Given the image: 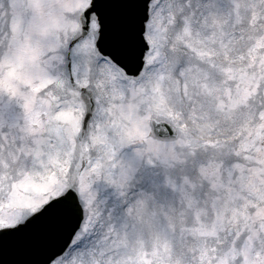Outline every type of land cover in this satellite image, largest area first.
Returning a JSON list of instances; mask_svg holds the SVG:
<instances>
[{
	"label": "snow or ice",
	"instance_id": "6c2138e0",
	"mask_svg": "<svg viewBox=\"0 0 264 264\" xmlns=\"http://www.w3.org/2000/svg\"><path fill=\"white\" fill-rule=\"evenodd\" d=\"M0 264H264V0H0Z\"/></svg>",
	"mask_w": 264,
	"mask_h": 264
}]
</instances>
